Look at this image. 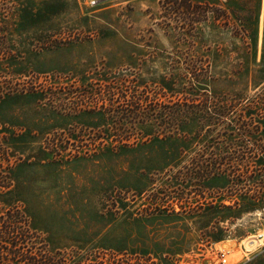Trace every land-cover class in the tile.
<instances>
[{"label": "rangeland", "instance_id": "obj_1", "mask_svg": "<svg viewBox=\"0 0 264 264\" xmlns=\"http://www.w3.org/2000/svg\"><path fill=\"white\" fill-rule=\"evenodd\" d=\"M158 1L0 0V264H264V0ZM111 96L227 120L164 136Z\"/></svg>", "mask_w": 264, "mask_h": 264}, {"label": "trees", "instance_id": "obj_2", "mask_svg": "<svg viewBox=\"0 0 264 264\" xmlns=\"http://www.w3.org/2000/svg\"><path fill=\"white\" fill-rule=\"evenodd\" d=\"M159 6L160 4L163 5L161 3V1H158ZM182 2V1H181ZM176 7H181L182 10L184 9L185 12H189L192 7L194 8V4L192 5V2L190 0H184L183 3H179L178 5L175 4ZM209 12V8L206 6H202V17L204 18L206 16V14H208ZM199 69H197L198 71ZM202 71H204L205 74H207L208 70L201 68ZM194 75L196 71H192ZM195 79L194 82H196L198 85H206V83H201L200 81H198V77H193ZM205 79V78H204ZM198 85H196L194 87V85H191V89L193 88H197V90L199 91H195V95L192 96V98H198L201 96V92H206L207 90H205L204 88H199ZM112 98L109 97V103L111 104L112 107V112L116 113L119 116H128L131 119H136L137 117H140V119H143L145 121H143L140 124H143L145 122H154L158 123V125L160 126L159 128L162 130L163 135L164 136H172L174 134H176L177 129L181 128L183 125L189 123L191 120L194 121H198L200 123V127H205V126H220L223 125L224 123V119L227 118V113H226V109L224 105H216V104H212L211 105V110H210V106H208L207 103H203L200 105H194V104H189V103H176V108L173 106H169V105H165V104H161L159 107L157 106H151V105H147L144 104L142 100L146 101V98H137L139 99V101H135V100H129L127 101L125 96H117L118 98H113V96H111ZM120 98H125V103L122 106L117 105L118 107L114 106L115 103H118ZM136 98V97H135ZM106 100V99H105ZM149 102V101H147ZM193 102V101H191ZM151 104V103H150ZM143 105H146L143 108ZM159 108V109H158ZM97 113L99 114L100 112L97 111ZM96 114V113H95ZM97 114V115H98ZM100 115V114H99ZM227 120V119H226ZM234 120V119H233ZM231 122V121H230ZM180 123V124H179ZM229 126L230 127L229 129ZM236 123H230L229 125L223 126L222 130L224 129V132L222 133L224 136H232V134L235 132V130H239V127H236ZM236 128V129H235ZM229 129V130H228ZM117 131V129H115ZM136 130V129H134ZM228 133V134H227ZM220 163L216 164V163H210V165H204L203 163H200V165L196 164L197 171H193L195 168L192 169H188L187 171L190 172V174H196L197 177L201 176L203 174L202 177H206V176H213L214 174H218V172L221 170V167L219 166ZM193 176V175H192ZM11 229H13L11 231ZM7 228V230H9V232H7L8 234H12L11 232L14 231V228ZM0 242L1 241V237H0ZM2 243L4 244H8L11 246H15L16 243H10V241L8 242L7 240L3 241ZM10 243V244H9ZM3 248V247H0ZM6 248V247H5ZM26 260H32V259H27ZM29 264V263H27Z\"/></svg>", "mask_w": 264, "mask_h": 264}, {"label": "bare ground", "instance_id": "obj_3", "mask_svg": "<svg viewBox=\"0 0 264 264\" xmlns=\"http://www.w3.org/2000/svg\"><path fill=\"white\" fill-rule=\"evenodd\" d=\"M262 15V14H261ZM261 236L259 237H251L247 239L246 241L243 242L244 245L249 246L251 248L255 247L258 245L262 240L260 239Z\"/></svg>", "mask_w": 264, "mask_h": 264}, {"label": "built area", "instance_id": "obj_4", "mask_svg": "<svg viewBox=\"0 0 264 264\" xmlns=\"http://www.w3.org/2000/svg\"><path fill=\"white\" fill-rule=\"evenodd\" d=\"M90 5H91V6H94V5H95V1H90ZM225 263H226L225 258H222V259H221V264H225Z\"/></svg>", "mask_w": 264, "mask_h": 264}]
</instances>
